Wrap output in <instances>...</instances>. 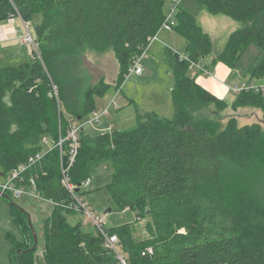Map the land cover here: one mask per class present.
<instances>
[{"label": "trees", "instance_id": "16d2710c", "mask_svg": "<svg viewBox=\"0 0 264 264\" xmlns=\"http://www.w3.org/2000/svg\"><path fill=\"white\" fill-rule=\"evenodd\" d=\"M196 2L211 14L244 24L229 35L209 68L222 62L234 69L248 47L256 45L263 57L250 69L248 82L264 78V0ZM164 6V0H0V24L11 15L30 23L41 16L35 26L39 57L33 53L29 61L0 67L1 175L40 151L44 136L55 142L65 137L71 121H83L97 110V97L120 91L134 60L165 21ZM173 31L187 42L182 52L165 50L174 79L173 119L146 112L137 114L135 128L114 126L104 134L83 130L69 177L79 186L105 166L111 171L107 191L121 208L136 210L140 219L149 205L156 226L152 233L163 243L135 242L131 224L108 229L118 236L128 264H264L262 128L239 127L231 118L223 130L211 131V120L198 113L211 104H228L190 78L188 70L190 61L200 65L214 53L213 41L185 9L178 10ZM95 48L110 49L119 63L113 85L96 75L87 60L86 52ZM231 107L264 111L263 93L243 90ZM106 117L104 125L110 123ZM46 156L26 174L27 179L37 177L44 199L58 203L44 219L43 256L36 253L38 245L32 250L29 213L10 196V213L23 237L17 241L8 235L10 264H119L98 232L69 222L76 213L62 207L71 195L60 172L67 157L58 147ZM174 226L185 233L175 232ZM149 247L153 253L143 255Z\"/></svg>", "mask_w": 264, "mask_h": 264}, {"label": "rangeland", "instance_id": "374dc122", "mask_svg": "<svg viewBox=\"0 0 264 264\" xmlns=\"http://www.w3.org/2000/svg\"><path fill=\"white\" fill-rule=\"evenodd\" d=\"M164 1V8L167 14L169 13L171 6L175 4L176 1H180L178 10H188V12H190L197 19L198 25L211 37L213 41L214 53H212L209 57L211 60L216 57L217 52L224 48L229 35L235 30L242 28L244 25L243 23L226 15L211 14L207 10L202 9L196 0ZM11 20H15V29L17 27V31L23 34L25 32V27L21 22V19L13 18ZM40 22L41 16H36L31 24L35 27ZM166 33L171 34L172 31L160 33V40L166 35ZM175 33L173 34L176 35L177 33ZM172 42L174 44L179 43L178 47H174V50L179 52L184 51V45L187 44L186 40L180 36L178 39L174 38ZM167 44L166 46L162 43V41H157L151 45L142 61V67L145 71L143 75L137 76L136 74H131L126 77V80L119 92L112 89L106 96L96 98V111H101V109H105L111 102L112 98L115 97V102L118 104V107L116 109L111 107L110 115L106 117L107 121L115 126V129L123 131L135 128L137 125L138 113L156 112L163 118L173 119L174 105L172 88L174 85V79L166 61L165 50L168 46H170L169 43ZM27 46L29 47L30 52H32L30 45H27L22 41L18 44H8L4 46V49L5 51L13 53L16 50H27ZM86 57L88 62L95 68L96 75L104 76L105 82L110 85H113L116 82L120 66L114 56V53L110 49H89L86 52ZM262 57L263 54L259 47L256 45L249 46L240 58L237 66L234 68L238 76L235 77L236 74H233L235 78H233V82H231V87H233V85L237 87H244L248 85L247 75L252 66L258 63ZM21 60L22 61H19L20 63L26 62V60ZM9 62L11 63L0 61V67L15 64L14 62L18 61ZM200 71L201 69L199 67L193 66L188 70V76L193 79L200 73ZM253 83L256 84L257 82L254 80ZM259 85L261 90V86H264V80L259 83ZM262 93L264 96V90ZM231 95L234 96V93ZM230 105L231 103H229V105L219 107L211 104L208 107L203 108V110H201L198 114L211 120L209 128L214 133L223 130L227 126L229 119L236 118L239 127L259 124L264 134V111L249 107L233 109ZM69 119L70 118H68V120ZM73 121L78 122L77 120ZM86 131L96 133V131L92 128H87ZM43 139L50 140L51 138L44 136ZM3 178L5 177L0 176V180ZM90 179L91 184L86 189L87 193L85 194L84 199L88 201L92 213L105 217L104 227L106 229L118 228L125 224H131L132 239L135 242L141 243L152 240L156 241L158 244L163 243V241H157L156 234L152 233V231L154 233L156 232V226L154 224L155 222L153 217L150 215L149 205L144 206L147 211L145 214L143 212V217L138 219V212L136 210L121 208L109 194L106 187L111 182L110 169H107L105 166L103 168H99L90 176ZM13 200L16 205L21 206L29 213L38 239V248L36 253L41 252L45 242L44 219H46L51 212L50 205L42 199L30 197L26 194L20 198H14ZM0 201L1 203L7 204L11 210V204L7 198H0ZM68 217V220L72 225H76L78 223L82 224L87 218L81 213L69 215ZM148 226L150 228L152 227V230L148 229ZM83 229L87 232H97V228L90 219H88L86 225L83 226ZM174 231L185 233L184 229L179 230L176 226H174ZM12 232L15 236V231ZM16 237L17 241H23L21 233H18Z\"/></svg>", "mask_w": 264, "mask_h": 264}, {"label": "built area", "instance_id": "2783aa9c", "mask_svg": "<svg viewBox=\"0 0 264 264\" xmlns=\"http://www.w3.org/2000/svg\"><path fill=\"white\" fill-rule=\"evenodd\" d=\"M180 1H176L175 4L171 6L169 13L166 16L165 21L163 22L162 26L158 30V32L150 38L149 45L146 47L144 53L137 57L132 67L129 69V73L127 76L131 74L142 75L143 67L142 61L145 58L148 50L150 49L151 45L157 41H160L159 35L162 32H171L174 30L176 25V15L178 12V6ZM13 18H20V16L11 15L10 19ZM21 19V18H20ZM25 32L20 36L21 41L27 45H30L32 52L31 55L36 54L39 57V50H38V43L36 37V30L35 27L30 22L23 21ZM183 58V56L181 57ZM193 66H197L200 69L202 68L201 64H195L190 61V68ZM204 73L210 74L209 71L203 70ZM253 89L256 92H263L264 86L255 85L253 83H249L244 87H236L235 92L241 93L243 90ZM54 91L57 94V88L54 87ZM114 107L116 109L118 104L115 102V97L112 98L111 102L105 109H101V111H94L87 119L81 121L77 120L78 122L72 121L69 125L67 130V134L65 137L60 136L58 142H55L53 139H42L40 146L41 150L35 153L34 155L30 156L28 160L22 164H20L17 168L12 169L6 176L0 175L1 177H5L0 180V198H4L3 195L11 196L14 198H20L23 195H28L30 197L42 199L47 202L51 209L53 206L58 205V203H54L51 200L44 199L37 190L36 185V178L35 176H30L28 179L26 178V174L31 171L37 164H40L45 156L51 152L54 148L58 147L61 151V156L67 157V166H64L62 163L61 166V173H62V185L66 188V190L71 195V200L69 203L63 204L62 207L65 209L71 210L76 214H84L88 219L92 221L94 226L97 228L98 234H100L104 239V246L109 251H112L118 261L119 264H128V259L126 254L123 252L120 244V240L117 235L113 234L110 235L108 229L104 227L105 225V217L101 215H96L91 212L90 206L88 201L84 199L85 195H80L77 192V188L86 189L91 184V179H87L84 183L77 186L72 183L69 177V170L74 165L76 158L78 156V151L80 148V134L83 130H87V128H92L96 131V133H111L114 130V125L108 123L107 125L103 124V117L110 115V108ZM67 142L68 149L64 151L63 145ZM5 199V198H4ZM127 210L129 208H126ZM82 223V226H85L88 219ZM153 249L151 247L147 248L143 255L152 254ZM38 256L41 258L43 256L42 251L38 253Z\"/></svg>", "mask_w": 264, "mask_h": 264}, {"label": "crops", "instance_id": "0c3cea01", "mask_svg": "<svg viewBox=\"0 0 264 264\" xmlns=\"http://www.w3.org/2000/svg\"><path fill=\"white\" fill-rule=\"evenodd\" d=\"M21 22L23 23L22 19H21ZM14 23H15V20L10 19L0 24V61L1 62L6 61L8 63H11L9 61H18V62H14L15 64H9V65L21 64L19 62V61H22L21 59L29 61L31 57L30 56L31 52L28 46H27V50L24 49V51L16 50L13 53L9 51H5L4 46L8 44H16V43L18 44L21 41L20 36L22 34L17 31L18 29L17 27L15 29ZM173 33L175 32L172 31L171 34L166 33V35L162 37L160 41H162V43L165 45L169 43L170 46H168L167 48L173 51H176L174 50V47H178L179 43L174 44L172 40L174 38L178 39L179 35H177L176 33H175L176 35H174ZM186 45H184L185 47L183 48V50H185ZM176 52H179V51H176ZM209 57H207L206 59L202 61L201 66L202 67L208 66L207 69H209V71L211 69L212 73L209 75H207L206 73H199L195 77L196 82L200 86H202L204 89H206L207 91L211 92L213 95L218 97L219 99L225 101L228 105L229 103L232 104L235 101L236 97L239 95V93L234 91L237 86L233 85V87L234 86L235 87L234 88L231 87V82H233L232 81L233 78L237 77L238 74L235 72L234 69H231L230 67H228L226 64L222 62L214 63L213 67L209 68V66L212 64V61H213V59L211 60ZM144 72L145 71H143L142 75L144 74ZM233 74H236V76L234 77ZM137 76H141V75H137ZM263 80L264 78L255 80L257 83L256 84L253 83V84L259 85V83H261ZM232 93H234V96L231 95ZM12 231H15V234H16L15 236ZM18 233H20V230L16 227L14 223V218L10 213V209L8 205L5 203H1L0 201V264H10L11 263L10 250L12 248V245L10 241L8 240V235H11L17 238L16 236Z\"/></svg>", "mask_w": 264, "mask_h": 264}, {"label": "water", "instance_id": "95a60500", "mask_svg": "<svg viewBox=\"0 0 264 264\" xmlns=\"http://www.w3.org/2000/svg\"><path fill=\"white\" fill-rule=\"evenodd\" d=\"M0 175H1V174H0ZM77 191H78V189H77ZM3 197H4V198H7V199L10 198L8 195H3ZM17 207H18L20 210H22L23 212H25L24 208H22L21 206H18V205H17ZM29 226H30V228H31V230H32L33 238H34V246L32 247V250H33V249H35V248L37 247V245H38V239H37L36 233H35V231H34V228H33V225H32L31 220H29ZM20 252H21V251H19V253H20ZM22 252H26V251H22Z\"/></svg>", "mask_w": 264, "mask_h": 264}, {"label": "bare ground", "instance_id": "6f19581e", "mask_svg": "<svg viewBox=\"0 0 264 264\" xmlns=\"http://www.w3.org/2000/svg\"><path fill=\"white\" fill-rule=\"evenodd\" d=\"M63 126H65V125H63ZM65 131V130H64ZM57 148V147H56ZM47 157V156H46ZM59 157V156H58ZM66 160V159H65ZM66 162V161H65ZM60 164V163H59ZM61 172V171H60Z\"/></svg>", "mask_w": 264, "mask_h": 264}]
</instances>
